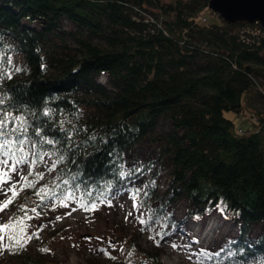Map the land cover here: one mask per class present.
Listing matches in <instances>:
<instances>
[{"label": "trees", "instance_id": "obj_1", "mask_svg": "<svg viewBox=\"0 0 264 264\" xmlns=\"http://www.w3.org/2000/svg\"><path fill=\"white\" fill-rule=\"evenodd\" d=\"M190 2L194 7H187V16L183 0L171 5L160 0H0V115L8 113L12 123L27 127L21 136L27 162L41 163L46 154L56 162L55 179L39 180L23 191L26 181L10 173L3 188L14 183L18 192L3 210H13L10 218L23 215L22 204L33 216L32 208L39 204L40 213L69 192L71 199L89 205L129 191L147 212L144 227L159 225L164 237L179 228L167 209L186 199L188 221L200 222L219 210L238 230L210 264H264V114L249 116L244 105L264 78V40L250 49L239 41L241 25L223 20L193 25L189 18L209 0ZM145 3L169 16L158 15L166 33H150L146 24L133 20L134 7L147 10ZM62 19L76 30L61 35ZM25 21L42 22V29ZM48 35L71 39L78 48L56 56L45 46ZM96 38L107 46L95 44ZM14 54L23 56L22 66H15ZM101 74L108 75L110 88L98 82ZM227 113L243 114V125ZM15 116L20 120L12 121ZM162 120L172 130L155 136ZM12 123L14 139L18 133H11ZM146 139L158 144L157 159L140 171L126 170L125 153ZM164 163L171 182L160 195L153 182ZM151 170L148 181L135 186ZM42 187L56 195L40 204L35 193ZM10 197V191H0V205ZM30 221L28 233L36 235L24 247L0 248V257L6 253L0 264L51 263ZM254 225L263 230L251 239ZM12 231L18 229L8 234ZM137 240L131 246L140 251ZM142 253L150 264H163L160 252Z\"/></svg>", "mask_w": 264, "mask_h": 264}, {"label": "rangeland", "instance_id": "obj_2", "mask_svg": "<svg viewBox=\"0 0 264 264\" xmlns=\"http://www.w3.org/2000/svg\"><path fill=\"white\" fill-rule=\"evenodd\" d=\"M160 1L165 5L175 3V0ZM183 2L186 4L184 12L187 11V16H190L191 10L188 11L187 7L191 8L194 6L191 5L190 0H183ZM145 8L152 14L163 15L165 19H169L168 15L153 4L145 3ZM206 15L209 21H222L221 17L209 9H207ZM23 24L29 25L36 30L42 29V22L30 24L25 21ZM60 28V34L63 36V32L76 30L74 24L66 19L60 21ZM8 41L14 42L12 39H8ZM44 43L47 49L56 56L72 55L75 53V49L78 48L75 41L71 39L62 41L54 35H48V40ZM94 43L100 47L107 46L99 38L94 39ZM13 61L16 67H20L23 64V56L14 54ZM99 78H104L107 81V85L103 86L110 88L107 74H101L97 77V80ZM259 79L261 87L254 89L250 97L244 100L246 114L249 116L257 115L258 113L264 114V78ZM226 117L233 119L238 126L243 125L239 120L242 119L243 114L237 116L233 113H227ZM246 120L248 119L245 118ZM171 130L170 122L162 120L155 130V136ZM158 154V144L146 139L125 153V168L130 170L136 167L140 171L143 165L157 159ZM43 157L41 163H23L14 173V176H16L14 178L20 179L21 176L29 174L31 169L33 176L37 177L38 173H43V181L55 179L56 167L51 168L54 162L53 159L47 154ZM0 167H2V170H7L8 165ZM152 173L153 171L151 170L147 175H142L134 182L135 186L141 187L144 185ZM170 182V169L167 163L161 164L160 172L153 182L156 191L160 195H164ZM64 203L67 204V207L62 205L61 200L50 201L39 213V216L34 213V219L30 221L44 243L50 264H142L143 260L146 261V264H150L148 256L142 251H146L149 254L160 252L163 264H166V261L169 264H210L212 262L211 256H218L224 246L236 238L230 234L221 235L218 237L219 243L210 245L203 244L201 237L192 239L188 235L191 221L186 219L190 206L186 199L180 200L167 209L166 214L179 223V228L169 232L164 237L159 233L161 229L159 225H152L150 228H146L144 223H140L141 219L144 220L146 218L147 212L140 207L139 202L129 191H122L99 201L96 203L94 211H85L84 207L79 206L81 204L73 199H68ZM12 213L13 210L0 211V224L6 223ZM213 213L218 215L222 223H227L235 231H238L219 210H215L211 214ZM41 225H43L42 228L40 227ZM262 230L263 226L261 225L251 227V239L257 238L262 233ZM135 237H138L137 244L140 246V251H136L131 246L132 239ZM30 244L33 245V243ZM34 245L38 249V245ZM173 245L176 247H173ZM195 249L197 252L194 253ZM4 258H6V253L0 257V263Z\"/></svg>", "mask_w": 264, "mask_h": 264}, {"label": "snow or ice", "instance_id": "obj_3", "mask_svg": "<svg viewBox=\"0 0 264 264\" xmlns=\"http://www.w3.org/2000/svg\"><path fill=\"white\" fill-rule=\"evenodd\" d=\"M9 62H11V58L9 57ZM3 104V100H0V105ZM47 115V113H45ZM20 117L15 116L12 117V121H19ZM10 123H12L9 120V114L5 113L3 115H0V166H7L9 165V160H11V165L8 167L7 170H2V167H0V191H3L5 195L10 191L11 197L2 205H0V211H3L5 208L8 207V205L13 203V200L18 196V192L16 190V184H11V186L8 189H4L3 185L8 184L11 180L10 173H15L17 171V168L20 164L27 162V157L23 154L24 153V146L26 143V138L22 139L21 136L24 133H27L28 129L26 126H24L23 123L17 125L15 123H12L11 126V133H18V135L15 136V138H10L9 134V126ZM36 135H40V129L36 130ZM48 143H52V141H47ZM32 147H35L33 145ZM20 154L19 156L17 154ZM44 157L41 156L40 159L42 160ZM32 163H36L35 160L32 161ZM56 167V162H53L51 165V168ZM51 170V169H50ZM31 169L29 171V176H31ZM44 174L38 173L37 174V180L36 181H29L27 177L21 176V179L25 180L26 183L21 186V191L25 187L34 188L36 183L39 180L43 179ZM63 184L67 185L69 184L68 180H64ZM57 188H59V185H56ZM78 190L79 186H75ZM38 197H40V204H43L45 199H52L53 196H55V193L45 192L44 188L37 189L35 193ZM89 196H91V192L88 193ZM73 198V194L69 192L67 195H64L61 199V203L64 207H67V204L64 203V201ZM90 205V206H89ZM89 205H79L81 207H84L85 211L88 210H95L96 208V202L90 201ZM40 205L38 204L36 208H32L31 212L35 213L36 216H39V212H37V208ZM20 210L23 212L22 216H17L15 219L10 218V222H6L3 224H0V248H16L17 246L24 247L31 239L36 235L35 232L29 234L28 228L31 227L27 224V221L34 219L33 216H29V209L27 205H20ZM75 210V209H73ZM59 219V218H57ZM140 223L143 224L144 220L141 219ZM41 228L43 225L40 226ZM10 229H18L17 231H12L11 234L9 233ZM151 238V237H150ZM91 239V238H88ZM5 240H7V244H5ZM173 247H176L173 245ZM218 254V253H217Z\"/></svg>", "mask_w": 264, "mask_h": 264}, {"label": "water", "instance_id": "obj_4", "mask_svg": "<svg viewBox=\"0 0 264 264\" xmlns=\"http://www.w3.org/2000/svg\"><path fill=\"white\" fill-rule=\"evenodd\" d=\"M207 8L227 24L259 25L264 29V0H209Z\"/></svg>", "mask_w": 264, "mask_h": 264}, {"label": "built area", "instance_id": "obj_5", "mask_svg": "<svg viewBox=\"0 0 264 264\" xmlns=\"http://www.w3.org/2000/svg\"><path fill=\"white\" fill-rule=\"evenodd\" d=\"M207 9L205 8L199 11L195 16L189 18V21L193 22L196 26H206L209 24V19L207 18ZM135 16L133 20L137 22H142L147 25L148 31L150 33H155L158 31H164L163 18L161 16L150 13L148 10H144L138 6L134 7ZM238 29L239 41L243 43L250 49L258 46L262 40H264V29L259 25H243ZM166 33V32H165ZM233 67L236 68L235 65Z\"/></svg>", "mask_w": 264, "mask_h": 264}, {"label": "bare ground", "instance_id": "obj_6", "mask_svg": "<svg viewBox=\"0 0 264 264\" xmlns=\"http://www.w3.org/2000/svg\"><path fill=\"white\" fill-rule=\"evenodd\" d=\"M98 82L102 85H107V81L104 78H99ZM189 234L192 239L202 238L203 244L210 245L212 243H219L218 237L221 235H233L236 237L238 235L237 231L233 229L229 224L222 223V220L216 215V213L211 214L201 222H190ZM219 232V233H218ZM203 236V237H202ZM194 253L197 252L193 251ZM166 264H169L166 261Z\"/></svg>", "mask_w": 264, "mask_h": 264}]
</instances>
